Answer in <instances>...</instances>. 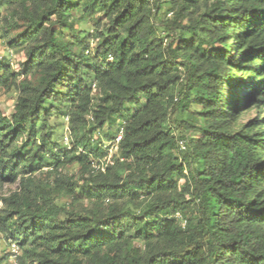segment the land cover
<instances>
[{"label":"trees","instance_id":"1","mask_svg":"<svg viewBox=\"0 0 264 264\" xmlns=\"http://www.w3.org/2000/svg\"><path fill=\"white\" fill-rule=\"evenodd\" d=\"M0 7L24 56L0 59V92H17L0 114L16 264H264V0Z\"/></svg>","mask_w":264,"mask_h":264},{"label":"rangeland","instance_id":"2","mask_svg":"<svg viewBox=\"0 0 264 264\" xmlns=\"http://www.w3.org/2000/svg\"><path fill=\"white\" fill-rule=\"evenodd\" d=\"M6 14V9L5 7H0V33L1 29L4 26L3 21H4V16ZM81 27L84 29H90L92 25V21L90 19H87L84 22H80L79 24ZM14 32V30H13ZM2 57L8 58L10 61L11 68L14 71H18L20 69V64L22 61H24V56L22 51H18L13 47H10L6 43V39L0 37V59ZM17 92L14 90H10L7 92H0V114L9 116L10 113L12 112L13 104L16 98ZM173 132V130H172ZM174 133V132H173ZM195 131L189 130L186 132V135L188 137H192L195 135ZM54 140L61 144H67L70 141L69 133H68V128H67V122L64 121V127L63 129H58L56 134H55ZM95 137H101V135H98L95 133ZM112 153V149H110L108 155L105 158L100 159V166L103 163L110 162V154ZM63 173H67L69 175H74V177L79 176V167L76 165H68L66 166L65 169H61ZM79 186L81 185V181L78 184ZM18 187L17 182L11 183V184H5L3 187V192L8 193L11 190H14ZM65 198L62 200L64 201ZM125 223L132 224L133 220L132 218H128L125 220ZM10 251V245H6V242L0 235V264H16V259L12 260L8 257H5L4 254Z\"/></svg>","mask_w":264,"mask_h":264},{"label":"built area","instance_id":"3","mask_svg":"<svg viewBox=\"0 0 264 264\" xmlns=\"http://www.w3.org/2000/svg\"><path fill=\"white\" fill-rule=\"evenodd\" d=\"M121 136H122V128L116 134V136L113 140V146L110 149H112V150L116 149V147L114 145H116L119 142V140L121 139ZM179 146L181 148H185V144H184L183 140L179 141ZM18 254H19V250H18V247L16 246V244H14V243L10 244L9 258L12 260H15Z\"/></svg>","mask_w":264,"mask_h":264}]
</instances>
